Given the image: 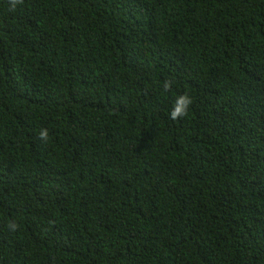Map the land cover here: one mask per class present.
Segmentation results:
<instances>
[{"label":"trees","instance_id":"1","mask_svg":"<svg viewBox=\"0 0 264 264\" xmlns=\"http://www.w3.org/2000/svg\"><path fill=\"white\" fill-rule=\"evenodd\" d=\"M0 264H264V0H0Z\"/></svg>","mask_w":264,"mask_h":264},{"label":"clouds","instance_id":"2","mask_svg":"<svg viewBox=\"0 0 264 264\" xmlns=\"http://www.w3.org/2000/svg\"><path fill=\"white\" fill-rule=\"evenodd\" d=\"M18 2H21V0H13V4ZM172 83H173L172 81H165L164 88L170 89L172 87ZM192 103H193L192 97L189 96L188 94L179 95L173 104L171 112L169 113L170 118L175 121L185 117L188 114V110L192 105ZM39 136L42 141H47L48 139L47 129L41 130ZM10 227L14 228L15 225H10Z\"/></svg>","mask_w":264,"mask_h":264}]
</instances>
